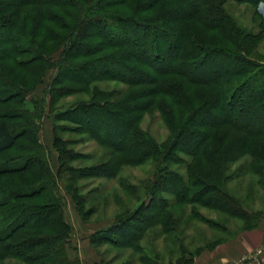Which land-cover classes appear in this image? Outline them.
<instances>
[{
    "label": "trees",
    "instance_id": "1",
    "mask_svg": "<svg viewBox=\"0 0 264 264\" xmlns=\"http://www.w3.org/2000/svg\"><path fill=\"white\" fill-rule=\"evenodd\" d=\"M235 1L256 4L260 0ZM224 3L0 0V103L17 98L24 102L25 92L41 82L47 68L55 67L58 74L53 86H60L65 94L76 92L89 98L54 118L71 122L110 152V159L90 167L88 173L116 178L121 163L154 160L153 176L144 185L147 198L136 195L133 209L121 206L110 226L89 235L91 245L142 250L140 241L147 229L160 225L168 232L175 228L174 216L167 211L172 201L173 205L201 204L227 212L230 195L213 181L208 167L223 165L224 159L232 157L233 153L221 148V138L230 130L241 134L234 154L264 161V142L256 141L264 137V63L246 57L238 44L243 32L226 13ZM233 47L238 53L232 52ZM211 53L223 54L227 65L233 60L237 63L228 72L201 70L198 78L188 72L196 67L197 59L201 67L206 66ZM243 63L250 66L243 67ZM100 81L126 84L127 89L117 92L91 86ZM152 108L165 121L171 141L158 144L141 128L142 117ZM15 118L17 123L11 121ZM37 120L24 109L0 111V264H7V258L15 259L12 264H82L67 252L73 247L72 232L64 217V198L58 192L60 179L66 177L76 210L86 219L91 208L85 213L82 206L87 198L78 199L73 185L80 170L69 163L80 155L53 126V146L60 160L54 171L39 138ZM21 138L27 149L16 148ZM9 150L32 153L11 155ZM178 152L191 157L185 176L168 169L177 162ZM128 188L137 194L136 186ZM210 191L220 197L202 199ZM239 210L246 216L242 207ZM222 241L188 253L189 257L184 251L177 262L193 264L196 255ZM149 259L140 260L149 264Z\"/></svg>",
    "mask_w": 264,
    "mask_h": 264
},
{
    "label": "rangeland",
    "instance_id": "2",
    "mask_svg": "<svg viewBox=\"0 0 264 264\" xmlns=\"http://www.w3.org/2000/svg\"><path fill=\"white\" fill-rule=\"evenodd\" d=\"M224 7L226 13L232 17L237 29L243 32V36L238 39V44L244 49L246 57L256 58L261 61L260 63H264V22L261 18L264 17V0H260L256 4L249 1L225 0ZM225 45L228 46V44ZM231 49L233 53L239 51L235 47ZM54 57L58 58V51L54 53ZM194 63L196 67L191 68V66L188 68V72L198 78L201 70L231 71L230 65L232 63L236 65L237 61L233 60L231 64L228 62L227 65L223 54L211 53L207 57V61L205 60L206 66L201 67L198 59ZM241 65L243 67L250 66L247 63ZM57 74L58 70L55 67L47 68L42 75L41 82L25 92L24 102L17 98L8 103H0V111L7 112L12 109L22 111L24 109L38 117V135L48 153L54 171H57L60 160L58 152L53 146V126L58 127L59 135L69 141L68 147L80 155L69 163L80 170L77 171L79 177L74 179L73 185L78 199L87 198L82 206L85 213L91 208L88 215L86 214V219L83 220L76 210L73 197L66 188L68 180L66 177L60 179L58 188V192L65 201V220L71 226L73 247L67 249L70 258L78 257L82 264H146L144 260H140L141 257L146 256L150 258L149 264H181L177 260L184 251H187L186 257H189L188 253H193L211 242L230 238L256 221H264V161L249 154H234L235 145L238 144L241 134L236 130H230L231 132L226 133V138H221L224 139L223 142L218 139L216 143L222 142V150H226L229 154L233 153L232 157L223 160L224 166L222 164L221 167L208 165V171L213 174V181L218 184L221 190L230 195L229 203L225 206L227 212L201 204L175 202L173 205L172 201L167 211L174 216L175 228L168 232H164L165 230H162L160 225L147 229L146 236L140 241L142 250L136 251L111 244H99L100 246L97 247L91 245L88 240L89 235L96 230L110 226L115 213L122 210L121 206L133 209L138 203L135 199L136 195L147 198L144 185L152 178L155 163L154 160H146L138 165H123L121 163L122 166H119L116 178L97 177L88 173L90 167L110 159V152L89 138L86 133H81L71 122L54 118L55 114L67 111L73 104L89 98L76 92L65 94L60 86H53L52 82ZM205 78L199 79L204 81ZM211 79L214 80L215 77L211 75ZM92 85L105 91L124 92L127 89L126 84L115 81H100ZM11 121L17 123L18 119L15 118ZM164 122L159 111L152 108L144 114L139 124L153 137L156 143L162 144L171 141L173 137ZM256 141L262 144L264 137H259ZM16 148H28L23 138L16 143ZM14 151L9 150L7 153L12 152L11 155L32 153H29L28 150ZM190 160L191 157L178 152L177 162L170 164L168 169L180 176H185L186 163ZM200 163V161L196 162L197 165ZM220 163L222 162L220 161ZM130 185L137 187V194H133L129 190ZM166 187V190L170 189L169 185ZM158 194L172 199V196L166 193L159 192ZM206 195L202 199L214 196V192H207ZM214 197L219 198L220 195L216 193ZM233 199H236L238 204L233 203ZM240 207L246 211V216L239 214ZM236 213L237 215H234ZM5 262L12 264L15 259L7 258Z\"/></svg>",
    "mask_w": 264,
    "mask_h": 264
},
{
    "label": "crops",
    "instance_id": "3",
    "mask_svg": "<svg viewBox=\"0 0 264 264\" xmlns=\"http://www.w3.org/2000/svg\"><path fill=\"white\" fill-rule=\"evenodd\" d=\"M256 254L264 262V221L248 230L237 232L212 249L194 257L193 264H234L242 257Z\"/></svg>",
    "mask_w": 264,
    "mask_h": 264
},
{
    "label": "built area",
    "instance_id": "4",
    "mask_svg": "<svg viewBox=\"0 0 264 264\" xmlns=\"http://www.w3.org/2000/svg\"><path fill=\"white\" fill-rule=\"evenodd\" d=\"M234 264H264L256 254L242 257L234 262Z\"/></svg>",
    "mask_w": 264,
    "mask_h": 264
}]
</instances>
